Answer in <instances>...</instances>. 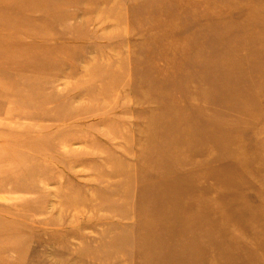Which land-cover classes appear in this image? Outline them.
<instances>
[{
	"label": "rangeland",
	"instance_id": "1",
	"mask_svg": "<svg viewBox=\"0 0 264 264\" xmlns=\"http://www.w3.org/2000/svg\"><path fill=\"white\" fill-rule=\"evenodd\" d=\"M0 264H264V0H0Z\"/></svg>",
	"mask_w": 264,
	"mask_h": 264
}]
</instances>
